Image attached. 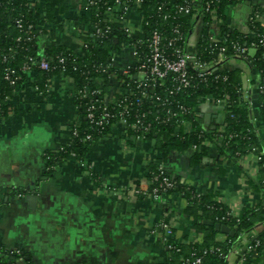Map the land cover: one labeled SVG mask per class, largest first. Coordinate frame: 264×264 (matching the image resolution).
I'll return each mask as SVG.
<instances>
[{"label":"crops","instance_id":"obj_1","mask_svg":"<svg viewBox=\"0 0 264 264\" xmlns=\"http://www.w3.org/2000/svg\"><path fill=\"white\" fill-rule=\"evenodd\" d=\"M32 2L38 17L46 20L40 11L43 0ZM256 5L264 29V0ZM251 10L249 3L227 8L225 24L249 37ZM51 21L45 25L41 46L79 49V36L87 26L77 1L69 0L67 11ZM211 21L209 36L215 42L221 22L216 17ZM199 29L196 25L189 32V49H195ZM255 54L254 47H247L249 59ZM226 63L239 69L241 84L257 88V71L238 58ZM34 79L31 74L24 80L0 118V248L24 255L15 264H161L172 242L202 241L193 219L183 214L188 203L178 193L159 203L149 197L142 180L147 179V166L158 159V151L153 142L133 143L120 125H112L82 160L70 155L47 173L43 153L69 143L70 125L80 116L73 103L71 77L55 75L40 85ZM100 80L107 101L119 93L113 82ZM196 112L203 127L220 121L214 118L221 116V109L212 103L199 105ZM254 117L260 127L258 114ZM259 134L264 147V131ZM215 155L216 150H210L201 163L191 164L189 153L173 152L164 164L181 184L201 192L211 190L217 202L236 213L255 207L261 198L254 186L264 173L252 161L220 167ZM131 184L142 188L139 194H131ZM161 221L171 235L156 228ZM223 239V234L217 236ZM236 263L233 254L229 264ZM256 264H264V254Z\"/></svg>","mask_w":264,"mask_h":264},{"label":"trees","instance_id":"obj_2","mask_svg":"<svg viewBox=\"0 0 264 264\" xmlns=\"http://www.w3.org/2000/svg\"><path fill=\"white\" fill-rule=\"evenodd\" d=\"M83 7L86 6L85 0H82ZM112 2L113 0H109ZM206 0H142L140 7L143 13V21L141 29L144 37L150 35L153 31H158L163 37L171 36V29L177 26L184 37H187L194 25V17L197 16L198 10H201L199 17L200 29L199 37L195 47V53L198 60L205 63L213 64L219 55V49L224 48V55L230 58L233 54L231 50L232 43H238L243 47H254L256 54L253 58L247 59L245 62L255 71H259V77H264V42L261 44L260 37L264 36V29L259 21L251 20L254 13L260 11L257 9V0H218L214 2L211 10L204 11L203 3ZM209 1V0H207ZM30 0H0V118L6 114L8 104L4 103V99H11L17 86L23 84L24 80L29 76L22 72V66L26 63L29 57L35 60L41 57L46 58L55 67L49 72L36 71L34 74L36 84H43L50 77L61 75L62 71L66 75H70L75 84V91H79L87 86L89 90L96 88L95 80L102 78L108 81L107 74L97 71L99 64L109 60L111 52L119 50L126 37L122 34L121 25L108 24L106 21L105 8L99 5L95 7H87L89 19L83 15L85 24H92L100 31L98 35L87 31L79 36L82 42L81 56L74 54V50L66 48L63 45H54L50 47H42L41 41L44 35V29L39 31L36 26L39 24H53L49 20L53 19L56 14L67 11L69 0H43V11L46 20L38 22L35 17H38L37 8L30 6ZM249 3L252 5L251 15L247 21L249 31L253 32V38L239 34L227 27L225 24L226 10L229 7H234L238 4ZM82 5L80 9L83 10ZM189 5L190 11L187 14H177L178 6ZM214 10V14L211 11ZM215 16L220 20L219 27L220 42H213L210 39L212 29L211 17ZM122 15L116 14L117 21ZM174 17H176L174 19ZM20 21L21 28L17 27L16 22ZM83 22V21H81ZM36 25L33 29V38L30 41H25L23 35L28 25ZM21 37L22 41L16 43V38ZM12 47L13 56L8 54V49ZM9 55L11 58L7 61H2V56ZM65 56L67 62L65 65L56 63V58ZM74 60V64L71 61ZM228 61V60H227ZM224 61L221 67L205 79H200L193 72H189L192 76L191 86L182 88L181 91L174 97H168L172 102L170 109L176 111V105H182L186 109L185 115L182 117L186 127H180L178 132H175L176 123L174 120L169 121L166 125L159 124L155 121L156 115H162L159 108L152 110L146 121L152 124L150 132L144 137L146 141L153 142L155 149L158 151V161L167 162L169 156L173 152L189 153V163L198 164L209 156L210 148L201 145L204 140L212 141L215 137L221 135L224 137V142L236 153L243 154L251 146L260 145V140L254 132L252 122L248 115V109L240 103L239 89L241 86V72L238 68L228 65ZM11 69L14 71L13 76L20 77L16 87L10 86L5 80V70ZM177 87V81L174 76H169L163 92L172 90ZM75 93V92H74ZM165 94L164 96H166ZM203 95H211L214 98H222L228 96V114L223 119V123L214 125V129H205L199 121L196 109L202 103ZM260 104L261 118L264 123V93L258 96ZM74 106L80 116L78 122L70 125V142L65 146L55 151H46L43 153L45 168L50 173L59 161L67 158L70 155L82 160L84 153L90 150L93 143L97 142L101 136L107 133L109 127H105L103 134H98V129L90 124L86 117V108L90 102L88 99L78 100L77 96L73 99ZM161 119H164L163 117ZM129 123L133 122V117H129ZM76 134H72L73 131ZM128 137H132V131L128 130ZM232 135L231 138L229 136ZM90 136V140L86 137ZM193 145H200L197 151L190 152ZM218 158L216 163L223 168L230 162H236L237 156H228L223 144L215 146ZM264 173V169H260ZM158 174L154 163L147 166V179L150 181L152 176ZM164 176L170 177L174 183L172 192L178 193L184 198L188 206L183 210V214L188 215L194 221L195 229L203 235L202 241L198 244H176L171 243V249L167 250V257L161 264H184L185 259H189L194 252L201 255L202 264H228V258L232 251L238 248L240 240L245 238L249 244L254 247L250 253H245L242 264H256L260 261L264 254V194L261 193L260 201L252 208H242L236 216L230 213L229 208L216 201L215 194L211 190L202 192V195L196 197V189L187 185L181 184L178 176L170 173H164ZM157 183H152L149 188L156 186ZM264 187V179L259 178L254 186L256 192H259ZM206 221L213 225L205 224ZM215 224H220L228 227L234 232L233 237L224 235L222 241L217 240V236L221 234L214 229ZM210 247H217L220 253H206L202 255L204 250ZM3 257L0 264H14V261L19 256L10 254V251L0 249ZM20 257H24L23 254Z\"/></svg>","mask_w":264,"mask_h":264},{"label":"built area","instance_id":"obj_3","mask_svg":"<svg viewBox=\"0 0 264 264\" xmlns=\"http://www.w3.org/2000/svg\"><path fill=\"white\" fill-rule=\"evenodd\" d=\"M34 0H30V6L35 7ZM77 5H82V0H76ZM218 0H209L204 1V11L211 10V7L214 2ZM86 6L83 7L82 14L85 15L88 20L90 17L88 15L87 7H95L98 9L99 5H103L105 8V15L107 17L106 21L108 24H120L122 34L126 37V40L122 43L119 50L111 52L109 55V60L105 63L99 64L97 66V71L104 72L107 74L108 80L114 83V85L120 88L119 93L115 97L109 99L108 101L104 98L102 91V82L101 78L95 80L96 88L89 90L87 86L83 87L79 91H75L73 99L77 96V99H88L90 102L89 106L86 108V117L90 124H93L98 129V134L102 135L105 127H111L114 124L120 125L125 134L128 136V130L132 131V137L130 138L133 143L139 144L144 141V137L150 132L152 124L146 121L149 114H151L156 108H159V111L163 114L156 115L154 117L155 121L159 124L166 125L169 121L174 120L176 123L175 132H178L180 127H186L185 121L182 118L186 109L182 105H176V111L170 109L172 102L168 97H174L178 94L182 88H188L191 86L192 76L189 72H193L200 79H205L210 76L216 70L221 67V64L224 61H227L230 58H238L247 61V47H243L238 43H232L231 50L233 54L230 58H226L224 55V48L219 49V55L213 64L201 62L196 57L195 49H189L187 46L188 38L184 37L180 29L175 26L171 29V36L163 37L160 32L153 31L147 37H144L143 31L141 29V24L143 21V13L140 10L142 5V0H85ZM189 5L178 6L176 13L177 14H187L190 11ZM201 10L196 11L198 17H194V25L199 26L202 17H199ZM121 14L122 17H119L118 20H115L116 14ZM211 14H214V10L211 11ZM42 16V14L40 13ZM38 22L45 20V17H35ZM176 17H174L175 19ZM215 19V17H211ZM261 19V14L256 12L254 17L251 18L253 21H259ZM250 20V19H249ZM218 22V21H217ZM17 27L21 28L20 21L16 22ZM220 24V23H219ZM46 24H38L36 27L41 31L45 29ZM34 25L30 24L26 27L25 33L23 35L25 41H30L33 38V29L35 30ZM87 31L98 35L99 30L94 27L92 24H86ZM219 25L214 26L215 28ZM36 28V29H37ZM217 39L215 42H220V33L219 29L215 31ZM253 32L250 31L249 39L253 38ZM16 43L22 41L21 37L16 38ZM261 44L264 42V36L260 37ZM82 42L79 44V49L74 50V54L81 56L82 53ZM8 54L12 55L14 52L12 47L8 49ZM13 56V55H12ZM11 58L9 55L2 56V61H7ZM56 63L59 65H65L67 58L65 56H59L56 58ZM74 64V60L71 61ZM55 67L49 62L46 58L41 57L38 60H35L32 57H29L26 63L22 66V72L31 75L35 74L36 71H45L49 72ZM258 75L260 74L259 71ZM14 71L11 69L5 70L4 80L12 87L18 85L20 77L13 76ZM61 75L65 76V72L62 71ZM71 77L70 75H68ZM174 76V80L177 81V87L163 92L168 77ZM259 77V76H258ZM72 78V77H71ZM73 79V78H72ZM74 81V80H73ZM259 83L257 88H252L250 85L247 87L241 84L239 89L240 103L245 105L248 109V115L252 122L254 132L260 140V145L249 147L245 153L239 154L229 149V147L224 142V137L219 135L214 138L212 141L204 140L201 142V145L207 146L210 150H213L215 146H220L223 144L224 149L228 156H237L236 162H230L227 166L233 167L239 162L246 163L247 161H252L257 168L264 169V147L263 142L260 139V130L264 131V123L261 118L260 113V104L258 96L264 93V77H259ZM19 87V86H17ZM16 87V88H17ZM167 94L166 96H164ZM4 103L8 104L10 102L9 98L4 99ZM203 103H212L214 106L221 109V119L218 124L223 123V119L227 117L228 107L230 102L229 97L223 96L222 98H214L211 95H203L201 97ZM200 104V105H201ZM0 103V109H1ZM255 113L258 114L260 118L258 127L255 124ZM133 117V122L129 123V117ZM164 119H161V118ZM217 124V125H218ZM216 125V124H215ZM214 124L209 127V130L214 129ZM208 127H205L207 129ZM208 130V129H207ZM208 130V132H209ZM72 134H76L74 130ZM104 134L101 136V138ZM232 135L229 136L231 138ZM91 137L87 136L86 140H90ZM200 145H193L190 149V152L197 151ZM218 158V155H215ZM156 170L158 174L152 176L150 181L148 179H143L142 184H147V191L149 197L154 201L159 203L164 197H167L174 190L175 183L170 177L164 176V173H169L165 164L158 160L154 161ZM90 168V166H86ZM227 168V167H226ZM152 183H157L156 186L149 188ZM130 192L133 195L140 193L142 188H138L131 184ZM264 194V187L260 191ZM182 197L180 194H178ZM202 195V192L196 189V197L199 198ZM230 213L234 216L238 214L233 209L229 208ZM158 230H164L166 235H171V230L161 221L156 226ZM239 247L234 249L230 256L233 254L237 255V263L242 264L243 256L245 253H250L253 251L254 247L258 245L256 243L254 246L249 244L245 238H242L239 243ZM172 246H168V249H171ZM1 249V248H0ZM206 253H220V250L217 247H210L208 250H204L202 255ZM3 253L0 250V261L3 257ZM10 254L19 256L21 252L19 250L10 251ZM228 258V264L230 260ZM15 264V261H14ZM184 264H202L201 255L192 253L189 259L184 260Z\"/></svg>","mask_w":264,"mask_h":264},{"label":"water","instance_id":"obj_4","mask_svg":"<svg viewBox=\"0 0 264 264\" xmlns=\"http://www.w3.org/2000/svg\"><path fill=\"white\" fill-rule=\"evenodd\" d=\"M220 118H221V116L218 115V116H216L214 119H216V120L218 121V120H220ZM205 224H207V225H213V224H212L211 222H209V221H206ZM214 229H215L216 231H219V232H220L221 234H223V235H228V236H230V237H233V235H234V232L231 231L228 227H226V226H224V225L215 224V225H214Z\"/></svg>","mask_w":264,"mask_h":264},{"label":"rangeland","instance_id":"obj_5","mask_svg":"<svg viewBox=\"0 0 264 264\" xmlns=\"http://www.w3.org/2000/svg\"><path fill=\"white\" fill-rule=\"evenodd\" d=\"M189 45H190V43H189Z\"/></svg>","mask_w":264,"mask_h":264}]
</instances>
